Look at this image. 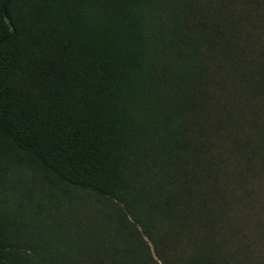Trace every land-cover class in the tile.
Returning a JSON list of instances; mask_svg holds the SVG:
<instances>
[{
    "label": "trees",
    "instance_id": "trees-1",
    "mask_svg": "<svg viewBox=\"0 0 264 264\" xmlns=\"http://www.w3.org/2000/svg\"><path fill=\"white\" fill-rule=\"evenodd\" d=\"M262 182L264 0H0V264H261Z\"/></svg>",
    "mask_w": 264,
    "mask_h": 264
},
{
    "label": "rangeland",
    "instance_id": "rangeland-1",
    "mask_svg": "<svg viewBox=\"0 0 264 264\" xmlns=\"http://www.w3.org/2000/svg\"><path fill=\"white\" fill-rule=\"evenodd\" d=\"M262 188H264V182L260 183V189ZM251 200L255 201L253 203L254 206L249 204L246 210L243 209V213L246 214L250 229H252L253 235L256 236L259 230H264V190L256 194ZM257 201L260 203H257ZM241 206H243V204H241ZM252 248H254L255 251L254 253L253 251L251 252L250 258L260 256L261 259L258 260L261 264H264V242L262 238L257 237Z\"/></svg>",
    "mask_w": 264,
    "mask_h": 264
},
{
    "label": "water",
    "instance_id": "water-1",
    "mask_svg": "<svg viewBox=\"0 0 264 264\" xmlns=\"http://www.w3.org/2000/svg\"><path fill=\"white\" fill-rule=\"evenodd\" d=\"M4 20H5L6 24L8 25L11 33H13L14 32L13 24L11 23V21L9 20V18L6 15H4Z\"/></svg>",
    "mask_w": 264,
    "mask_h": 264
}]
</instances>
